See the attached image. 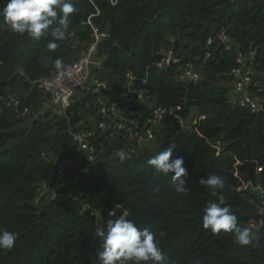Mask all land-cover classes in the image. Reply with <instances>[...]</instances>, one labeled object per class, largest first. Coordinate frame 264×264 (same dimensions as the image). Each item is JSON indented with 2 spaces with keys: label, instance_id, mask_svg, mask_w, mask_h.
Returning <instances> with one entry per match:
<instances>
[{
  "label": "trees",
  "instance_id": "obj_1",
  "mask_svg": "<svg viewBox=\"0 0 264 264\" xmlns=\"http://www.w3.org/2000/svg\"><path fill=\"white\" fill-rule=\"evenodd\" d=\"M8 0H0L2 13ZM68 36L56 51L52 38L33 41L10 31L0 15V228L17 234L12 250L0 249V264H99L97 227H106L111 211L122 208L140 229L156 234L169 264H264V227L251 230L253 245L240 246L234 235H213L202 223L203 209L217 200L199 180L212 174L225 179V204L239 227L264 217L256 195L242 188L252 181L264 186V114L230 103L231 71L239 53L255 52L251 91L264 95V0H75ZM91 22L106 34L95 75L113 85L122 111L143 122L157 107H181L180 114L204 117L190 130L167 119L156 131L155 146L141 149L124 131L108 130L95 139L101 157L91 175L68 185L69 200L45 196L36 203L43 183L57 179L56 162L77 153L72 132L98 120L97 96H77L65 115L41 114L49 100L39 81L57 72L45 60L65 65L93 40ZM225 31L234 41L228 49L219 40ZM179 59L164 69L165 53ZM192 63L201 74L196 82L179 81ZM146 102L126 101V75ZM221 141L220 152L214 147ZM175 143L171 159L183 157L188 195L175 192L171 175L157 173L147 160ZM127 151L131 159L114 155ZM76 165L67 175L73 177ZM262 169V172H258ZM241 189V190H239ZM88 204L91 208L84 209ZM121 205L122 208H116ZM97 214L101 215V220Z\"/></svg>",
  "mask_w": 264,
  "mask_h": 264
},
{
  "label": "built area",
  "instance_id": "obj_2",
  "mask_svg": "<svg viewBox=\"0 0 264 264\" xmlns=\"http://www.w3.org/2000/svg\"><path fill=\"white\" fill-rule=\"evenodd\" d=\"M110 1L112 5L118 3V0ZM87 23L92 27V42L80 52L74 62L65 67L63 75L54 72L39 81L40 88L49 95V100L44 102L40 113L52 111L58 115H65L77 94L82 93L84 95L92 94L97 96L99 117L97 121L90 122V127L72 132V139L77 149L76 155L56 162L57 179L54 183H43L41 185L42 188L36 197V203H39L45 196L52 201L70 199V196L62 193V189L68 185L79 183L83 176L91 175L93 169L97 167L98 159L95 139L100 133L104 134L108 130L124 131L130 141L137 142L142 147L155 143L156 131L167 119H172L181 128L187 130L192 129L204 119V117H196L194 115L183 116L180 114L181 107L172 109L157 107L144 122L139 117L122 111L119 104L114 100L117 98L115 87L95 75V68L100 66L98 59L99 50L106 38V34L92 24L91 18L88 19ZM219 40L228 49L234 45L233 39L225 31L219 34ZM254 58V51L247 54H238L239 67L233 69L230 73L232 82L230 84L229 100L234 106L246 108L252 113L264 114V95L259 97L251 91L254 72L250 65ZM178 63L179 59L175 54L168 52L159 60L157 66L160 69H164ZM125 79L126 101L129 103L146 102L145 93L134 88L135 79L133 75L127 73ZM200 79L201 74L192 63H187L181 69L180 82L191 83ZM214 147L220 152L222 149L221 141H216ZM76 165L80 166L78 171L73 174L71 179L65 180L68 170H73ZM258 172H262V169H258ZM241 189L257 196L259 213L264 217V186L260 183L247 181L243 182ZM83 207L88 210L91 208L88 204ZM97 216L99 220L102 219L100 214H97ZM249 227L253 232L259 233L264 227L263 218L259 221L251 222Z\"/></svg>",
  "mask_w": 264,
  "mask_h": 264
},
{
  "label": "clouds",
  "instance_id": "obj_3",
  "mask_svg": "<svg viewBox=\"0 0 264 264\" xmlns=\"http://www.w3.org/2000/svg\"><path fill=\"white\" fill-rule=\"evenodd\" d=\"M77 11L75 0H8L0 15L13 33L27 35L33 41L50 36L52 39L49 40L47 48L54 52L58 48L55 41H62L74 35L70 31L71 18ZM49 63L63 75L65 65L61 59H46L45 66ZM175 146V143H172L166 150L159 151L147 160V164L165 176L174 173L171 179L175 192L186 196L190 191L185 180L188 172L184 167L183 157L171 159ZM114 155L120 162L131 159L130 154L122 149ZM199 183L217 197V200L209 201L203 209V227L210 229L213 235H234L235 243L242 247L253 245L251 229L239 227L238 217L225 204L222 194L225 188L224 177L212 174L201 178ZM115 207L122 208L121 205ZM109 215L115 218L109 219L106 227H97L95 230V236L101 240L95 254L99 264H169V257L159 247L156 234L148 228H138L134 221L129 219L130 211L127 208H122L119 215L114 210ZM17 238L16 233L0 228V249L12 250Z\"/></svg>",
  "mask_w": 264,
  "mask_h": 264
},
{
  "label": "rangeland",
  "instance_id": "obj_4",
  "mask_svg": "<svg viewBox=\"0 0 264 264\" xmlns=\"http://www.w3.org/2000/svg\"><path fill=\"white\" fill-rule=\"evenodd\" d=\"M84 49H85V48H83V50H84ZM79 54H80V53H79ZM79 54H78V55H79ZM81 94H82V93H79V94H77V96H80ZM154 146H155V143L152 144V145H149V146H142V147H140V148H141V149H144V148L151 149V148H153ZM97 159H98V163H100V162H101V157L97 155ZM71 172H72V169H69L67 174H70ZM65 180H68V177H66ZM65 180H64V181H65Z\"/></svg>",
  "mask_w": 264,
  "mask_h": 264
},
{
  "label": "water",
  "instance_id": "obj_5",
  "mask_svg": "<svg viewBox=\"0 0 264 264\" xmlns=\"http://www.w3.org/2000/svg\"><path fill=\"white\" fill-rule=\"evenodd\" d=\"M159 1V4L161 5V0H158Z\"/></svg>",
  "mask_w": 264,
  "mask_h": 264
}]
</instances>
